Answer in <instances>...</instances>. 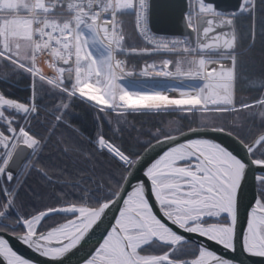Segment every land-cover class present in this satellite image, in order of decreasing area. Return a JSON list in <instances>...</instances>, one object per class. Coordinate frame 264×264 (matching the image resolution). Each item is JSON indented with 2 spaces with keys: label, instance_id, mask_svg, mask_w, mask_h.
Listing matches in <instances>:
<instances>
[{
  "label": "snow or ice",
  "instance_id": "1",
  "mask_svg": "<svg viewBox=\"0 0 264 264\" xmlns=\"http://www.w3.org/2000/svg\"><path fill=\"white\" fill-rule=\"evenodd\" d=\"M152 7L0 0V83L30 78L24 101L0 90V264H36L9 237L51 264L90 243L82 264H234L191 237L235 251L238 197L254 167L264 185V57L257 68L250 54L258 44L264 52V0H236L227 11L216 0H184L178 34L153 30ZM126 17L134 19L131 33ZM137 58L141 66L131 63ZM141 81L157 86L137 87ZM253 90L259 95H240ZM79 105L93 112L91 135L72 122ZM146 114L199 124L145 131L128 119ZM52 144L67 159L49 175L41 157ZM160 145L167 147L145 166ZM34 173L51 191L28 184ZM54 217L62 220L45 229ZM240 242L264 257V192Z\"/></svg>",
  "mask_w": 264,
  "mask_h": 264
},
{
  "label": "water",
  "instance_id": "2",
  "mask_svg": "<svg viewBox=\"0 0 264 264\" xmlns=\"http://www.w3.org/2000/svg\"><path fill=\"white\" fill-rule=\"evenodd\" d=\"M151 2L153 7L151 10L150 26L153 28V30L158 34L180 33L183 29L181 14L183 11L184 0H151ZM216 3L221 9L227 11L235 5L236 0H216ZM207 136L209 138L216 139L219 142L225 143L226 146H231L234 144V141L231 137H228L222 133H207ZM188 138L193 137L189 136ZM166 147V145H160L158 148L149 152L145 161V166L157 158L158 155H160L162 151L166 149ZM141 151H143V149ZM136 174L137 176L143 178L142 170L137 171ZM260 174H262L260 169L258 167H254L253 170L248 174L247 180L238 197V219L236 226L238 240L235 251L225 250L222 246L216 244L215 242L207 241L206 238L193 235L191 239L202 241L203 243L207 244L211 250L216 251L217 254L233 260L234 264H264V257L253 256L245 252L240 242L243 233L247 229V221L251 212V208L254 206L257 199L255 181L257 180L256 177ZM133 183H135V181H133ZM117 214L118 206L112 209L105 223L107 224L108 221H112L113 217ZM100 235L101 233L97 231L92 238V243H94L96 239H99ZM9 240L15 250L24 255L26 258L33 259L36 264H51L48 259L39 256L21 242L15 240L12 237H9ZM91 250V243L85 245L84 248L69 254V256L64 259L62 264H82V258L86 257V255Z\"/></svg>",
  "mask_w": 264,
  "mask_h": 264
},
{
  "label": "trees",
  "instance_id": "3",
  "mask_svg": "<svg viewBox=\"0 0 264 264\" xmlns=\"http://www.w3.org/2000/svg\"><path fill=\"white\" fill-rule=\"evenodd\" d=\"M125 25L129 33L133 32L134 27H133V21L131 17L125 18ZM250 54L256 64V67L259 68L261 66L262 57H264V52L261 51L259 44L257 45L255 49L251 51ZM131 63L136 64L137 66H141L144 63V60L137 58L133 60ZM2 71L3 69H0V72ZM12 81H13L12 84L0 83V90H6L11 98L25 100V97L30 95V90H29L30 78L25 74L20 77H12ZM242 87H247V85H242ZM240 95L245 98H249L253 96H258L259 93L258 91H255V90L250 91V92L243 91L240 93ZM128 119L132 121L133 123H135L137 128H143L145 131H147L148 129H152L154 127H159L161 125H164V123L169 120L179 121V117L176 116L175 114H172V115H167V114L133 115V116H129ZM228 119L229 118H224V121L226 122ZM72 122L78 125L83 130L85 136L91 135L94 132L95 127H96V124L93 118V112L90 109H87L84 105H79L74 109L73 116H72ZM179 122L185 126L183 130H186L189 126L196 127L198 125L196 121L190 122L189 120H183ZM220 122L221 121H217V123H220ZM257 124H259L258 119H257ZM260 130L261 129L259 127L254 128L252 132V136H255L256 134H258ZM105 131H108L107 125H105ZM141 139L145 140L147 139V137L141 136ZM84 147L90 148L91 145L86 144L84 145ZM41 159H42L43 164L46 166V171H48V174L53 175L54 173L59 171V166H62V160L67 159V158L60 157L57 146H55V144H52L48 148L44 149ZM101 159H104V157H101ZM28 184L31 185L32 188L38 191L42 187H48V190L51 191V186L47 184V181L44 180L43 177L35 173L28 178ZM255 185H256V196L257 198H259L260 194L264 192V185H261L258 180L256 181ZM61 220L62 218L60 217L52 218L45 224V229L49 225H54L55 222H58Z\"/></svg>",
  "mask_w": 264,
  "mask_h": 264
},
{
  "label": "rangeland",
  "instance_id": "4",
  "mask_svg": "<svg viewBox=\"0 0 264 264\" xmlns=\"http://www.w3.org/2000/svg\"><path fill=\"white\" fill-rule=\"evenodd\" d=\"M152 59V58H151ZM149 62H150V59H149ZM40 66L43 68V70L45 71V72H48L49 71V69L47 68V66H46V64L44 63H42V61H40ZM144 86V87H155V86H157L154 82H152V81H141L140 82V84H137L136 86L137 87H139V86ZM173 122L172 123V127H176L177 125H176V121L175 120H169V121H166L165 123H164V126H167V125H169V122ZM196 123L197 124H199V120H196ZM257 181V180H256ZM256 183V182H255Z\"/></svg>",
  "mask_w": 264,
  "mask_h": 264
},
{
  "label": "bare ground",
  "instance_id": "5",
  "mask_svg": "<svg viewBox=\"0 0 264 264\" xmlns=\"http://www.w3.org/2000/svg\"><path fill=\"white\" fill-rule=\"evenodd\" d=\"M44 59H45V58H42V59H41V61H42L43 64H44ZM150 88H151V87H150ZM171 94H172V95H175L176 93H171Z\"/></svg>",
  "mask_w": 264,
  "mask_h": 264
},
{
  "label": "built area",
  "instance_id": "6",
  "mask_svg": "<svg viewBox=\"0 0 264 264\" xmlns=\"http://www.w3.org/2000/svg\"><path fill=\"white\" fill-rule=\"evenodd\" d=\"M132 21H133V27H134V19L132 18ZM158 34V33H157Z\"/></svg>",
  "mask_w": 264,
  "mask_h": 264
},
{
  "label": "crops",
  "instance_id": "7",
  "mask_svg": "<svg viewBox=\"0 0 264 264\" xmlns=\"http://www.w3.org/2000/svg\"><path fill=\"white\" fill-rule=\"evenodd\" d=\"M153 59H159L158 57H154Z\"/></svg>",
  "mask_w": 264,
  "mask_h": 264
},
{
  "label": "flooded vegetation",
  "instance_id": "8",
  "mask_svg": "<svg viewBox=\"0 0 264 264\" xmlns=\"http://www.w3.org/2000/svg\"><path fill=\"white\" fill-rule=\"evenodd\" d=\"M21 101H24V100H21ZM256 186V185H255Z\"/></svg>",
  "mask_w": 264,
  "mask_h": 264
}]
</instances>
